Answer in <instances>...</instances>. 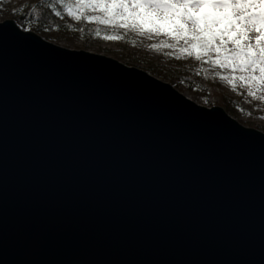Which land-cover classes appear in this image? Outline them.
Listing matches in <instances>:
<instances>
[{
    "label": "water",
    "instance_id": "1",
    "mask_svg": "<svg viewBox=\"0 0 264 264\" xmlns=\"http://www.w3.org/2000/svg\"><path fill=\"white\" fill-rule=\"evenodd\" d=\"M0 264H264V131L0 22Z\"/></svg>",
    "mask_w": 264,
    "mask_h": 264
},
{
    "label": "snow or ice",
    "instance_id": "2",
    "mask_svg": "<svg viewBox=\"0 0 264 264\" xmlns=\"http://www.w3.org/2000/svg\"><path fill=\"white\" fill-rule=\"evenodd\" d=\"M57 4L77 21L166 37L159 47L175 50L168 55L195 56L233 89L264 100L257 95L264 92V0H54L50 7Z\"/></svg>",
    "mask_w": 264,
    "mask_h": 264
},
{
    "label": "rangeland",
    "instance_id": "3",
    "mask_svg": "<svg viewBox=\"0 0 264 264\" xmlns=\"http://www.w3.org/2000/svg\"><path fill=\"white\" fill-rule=\"evenodd\" d=\"M34 1L35 0H0V22L6 19H13L14 16L18 14L17 9L19 7L25 4L28 5V3ZM56 18L60 21H67L75 25L81 22L74 20L72 17H68L64 9L61 11V16H56ZM79 25H82V23ZM108 28V33H100L99 36L95 34L91 36L86 35L79 28L62 30L60 28L48 27L45 28V33L36 32L32 27L23 29L34 30L42 38L70 49H83L103 54L115 58L125 65L143 69L161 80L171 83L180 92L186 94L195 102L209 106L207 102L208 93L202 86L208 84L204 72L205 67H207L210 71L215 73L216 81L220 85L219 87L233 98V100L227 99L219 106L242 125L264 131V100L247 96V89H233L227 81L220 80L216 75L219 69L214 70L211 65L197 61L195 56H181L178 52L175 55H168V53H172L175 50L159 47L161 41L167 39L166 37L153 35L150 39L147 35L140 36L135 32H126L125 35L128 36V41L121 35L122 39L120 40H104L102 38L104 35H119V33L122 34V32L118 30L125 31L123 29L114 30L110 26H108ZM48 36L49 38H47ZM153 44L158 45V47H151ZM133 53L135 59H128V57H132ZM189 79L191 81H189ZM257 95H264V92H260Z\"/></svg>",
    "mask_w": 264,
    "mask_h": 264
},
{
    "label": "trees",
    "instance_id": "4",
    "mask_svg": "<svg viewBox=\"0 0 264 264\" xmlns=\"http://www.w3.org/2000/svg\"><path fill=\"white\" fill-rule=\"evenodd\" d=\"M54 2V0H35L34 2H30L25 4L24 6H21L17 9L18 14L14 16V20L18 22V24L22 28H28L32 27L36 30V32H43L45 33V28L55 27L60 28L62 30H67L70 28H79L84 34L86 35H96V32L99 31L100 33H108L109 28L105 25H98L95 22L89 23L87 21H81L79 24L82 23V25H75L72 23H69L67 21H60L56 18L55 12L56 11H62L63 7L57 4L56 9L53 10L50 5ZM20 6L19 4H17ZM105 27V28H104ZM119 35H121L125 40L128 41V36L125 35V31L118 30ZM49 38V36L47 37ZM128 57V59H135V56ZM201 66V65H200ZM202 67V66H201ZM205 74L207 77L208 84L202 85L206 92L208 93L207 102L209 106H219L223 104L224 101L227 99L233 100L232 96H229V94L221 89L216 81V76L213 71H210L207 67H205ZM189 81H191L189 79Z\"/></svg>",
    "mask_w": 264,
    "mask_h": 264
}]
</instances>
